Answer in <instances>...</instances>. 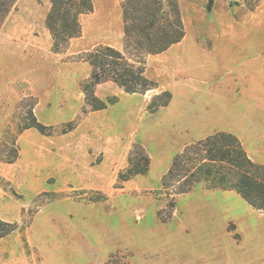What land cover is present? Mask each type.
Instances as JSON below:
<instances>
[{
	"label": "rangeland",
	"instance_id": "rangeland-1",
	"mask_svg": "<svg viewBox=\"0 0 264 264\" xmlns=\"http://www.w3.org/2000/svg\"><path fill=\"white\" fill-rule=\"evenodd\" d=\"M123 2L93 0L59 53L49 0H16L0 25V221L18 227L0 239V264H264V210L192 181L187 164L164 181L178 154L217 132L264 165V0H178L184 39L146 56L157 88L103 82L96 96L116 102L94 110L86 55L124 52ZM164 91L170 104L150 111ZM32 114L44 134L20 132ZM145 156L147 173L131 175Z\"/></svg>",
	"mask_w": 264,
	"mask_h": 264
},
{
	"label": "trees",
	"instance_id": "trees-1",
	"mask_svg": "<svg viewBox=\"0 0 264 264\" xmlns=\"http://www.w3.org/2000/svg\"><path fill=\"white\" fill-rule=\"evenodd\" d=\"M15 1L0 0V25ZM49 1L51 8L46 16V26L52 36V49L59 53L81 35L80 16L91 13L94 5L93 0ZM122 14L124 52L112 46H100L86 55L85 61L92 71L83 85V92L94 110H103L116 102V98L106 102L96 96L95 88L103 82L112 81L128 94H146L156 89L157 82L146 75V56L162 54L185 37L178 0H124ZM171 100L172 94L164 91L153 98L149 110L156 112L168 106ZM30 128L43 134L46 132V127L33 114L20 132ZM17 157L18 153L14 151L7 162L13 163ZM130 163L133 165L131 175L146 174L150 160L145 156ZM184 164L189 166L190 178H196L192 181L207 182L212 189L233 190L253 208L264 210V165L254 162L232 133L217 132L186 147L175 157L173 168L164 181L177 178ZM186 182L182 186H187ZM185 192L187 189L180 188L178 194ZM17 228V224L0 221V239Z\"/></svg>",
	"mask_w": 264,
	"mask_h": 264
}]
</instances>
